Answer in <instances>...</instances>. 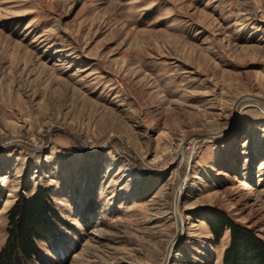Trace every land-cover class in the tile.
Returning a JSON list of instances; mask_svg holds the SVG:
<instances>
[{"label":"rangeland","instance_id":"1","mask_svg":"<svg viewBox=\"0 0 264 264\" xmlns=\"http://www.w3.org/2000/svg\"><path fill=\"white\" fill-rule=\"evenodd\" d=\"M39 188L44 264H223L216 210L264 242V0H0V249Z\"/></svg>","mask_w":264,"mask_h":264},{"label":"trees","instance_id":"2","mask_svg":"<svg viewBox=\"0 0 264 264\" xmlns=\"http://www.w3.org/2000/svg\"><path fill=\"white\" fill-rule=\"evenodd\" d=\"M54 221H59V217L47 189L39 188L29 196L17 198L7 211V236L0 249V264H29L32 260L44 264L46 259L37 242L52 244L48 236L56 235ZM207 223L216 241L226 229L229 231L230 243L224 251L223 264H264V242L251 229L219 210L211 213Z\"/></svg>","mask_w":264,"mask_h":264},{"label":"bare ground","instance_id":"3","mask_svg":"<svg viewBox=\"0 0 264 264\" xmlns=\"http://www.w3.org/2000/svg\"><path fill=\"white\" fill-rule=\"evenodd\" d=\"M178 155L179 156H183V153H182V149L181 148L178 150Z\"/></svg>","mask_w":264,"mask_h":264}]
</instances>
